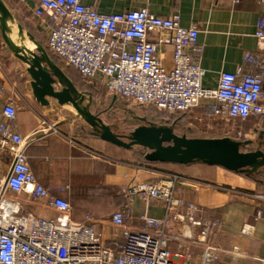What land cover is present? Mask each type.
<instances>
[{
    "label": "built area",
    "instance_id": "obj_1",
    "mask_svg": "<svg viewBox=\"0 0 264 264\" xmlns=\"http://www.w3.org/2000/svg\"><path fill=\"white\" fill-rule=\"evenodd\" d=\"M28 7L49 50L114 97L176 113L203 106L207 115L226 121L264 116V0L253 31L256 49L244 53L235 71H220L214 87L203 85L198 27L182 25L178 10L168 16L145 7L100 13L82 0H34ZM167 50L164 61L161 53ZM5 91L2 76L0 98ZM16 113L13 98L0 104V264H183L164 238L179 176L173 175L170 184H124L119 191L123 206L111 214L110 223L124 227L126 219L136 218L142 224L124 229L119 242L105 243L92 223L71 218L67 199L36 178L27 154L30 138L16 130ZM40 125L55 131L43 119ZM134 196L163 200L167 213L134 216L129 208ZM253 196L264 200V193ZM31 205L53 214L43 215ZM241 233L251 235L252 225L244 224ZM249 257L264 264V257Z\"/></svg>",
    "mask_w": 264,
    "mask_h": 264
},
{
    "label": "crops",
    "instance_id": "obj_2",
    "mask_svg": "<svg viewBox=\"0 0 264 264\" xmlns=\"http://www.w3.org/2000/svg\"><path fill=\"white\" fill-rule=\"evenodd\" d=\"M4 1L24 29L38 30L28 7L34 0ZM82 1L100 13L145 7L159 16H168L178 10L182 25L195 23L198 27L197 41L203 45L200 65L204 70L203 85L207 87L216 85L220 71H235L244 53L256 49L253 31L260 0ZM161 56L167 61L168 50ZM3 81L6 91L0 104L10 97L16 102V130L23 136H31L27 154L36 178L67 199L72 205L71 218L92 223L103 242H119L124 229L133 230L142 224L136 218L126 219L124 227L110 223L111 214L123 206L119 191L124 184L129 181L170 184L172 176L177 175L180 180L174 186L173 209L164 238L167 246L179 254V260L183 264H261L249 256L264 257V200L253 196L264 193V182L217 165L144 163L134 157L135 152L144 153L142 149L107 142L89 125L90 133L83 142L76 141L71 134L59 133L54 124L51 125L55 131H49L40 125L41 119L32 109H24L18 88L7 78L3 77ZM27 101L35 106V101L30 98ZM192 112L200 121L211 117L203 106ZM252 120L258 122L260 118L249 117L245 122ZM31 207L43 215L53 214L43 207ZM129 208L134 216L145 212L163 217L167 213L165 202L159 198L144 201L134 196ZM177 215H185V219ZM188 215L201 224L191 223ZM244 224L252 225L251 235L241 233ZM203 229L205 234H201ZM207 252L213 256L211 259L207 258Z\"/></svg>",
    "mask_w": 264,
    "mask_h": 264
},
{
    "label": "water",
    "instance_id": "obj_3",
    "mask_svg": "<svg viewBox=\"0 0 264 264\" xmlns=\"http://www.w3.org/2000/svg\"><path fill=\"white\" fill-rule=\"evenodd\" d=\"M15 27L18 33H22L21 39L13 38L12 30ZM0 37L10 53L25 64L34 99L42 106L49 104V98L60 105H71L101 139L123 148L139 146L148 161L177 164L201 162L245 175L264 171V140L254 150H243L242 147L248 145L250 140L229 136L190 137L178 134L173 124L152 122L139 124L127 134L116 132L98 113L91 111L89 97L77 89L46 48L23 30L4 0H0ZM26 40L33 43L35 48H29ZM259 137H264V130L259 132Z\"/></svg>",
    "mask_w": 264,
    "mask_h": 264
},
{
    "label": "rangeland",
    "instance_id": "obj_4",
    "mask_svg": "<svg viewBox=\"0 0 264 264\" xmlns=\"http://www.w3.org/2000/svg\"><path fill=\"white\" fill-rule=\"evenodd\" d=\"M18 23L21 26L23 25L20 21ZM23 30L28 31V29L24 28ZM33 30L35 39L44 41L42 43L44 46L46 39L37 34L35 29ZM14 35L16 37V33L12 31V36ZM25 42L30 41L26 40ZM31 44V49H34V44ZM55 62L67 73L77 89L89 97L91 111L98 113L118 133L127 134L135 126L147 122L154 124H173L178 134H186L190 137L229 136L238 140H250L251 142L248 145L242 147L243 150H254L258 147L259 132L264 130V116L259 117L260 120L258 122L253 120L246 122L226 121L213 117L200 121L195 118L196 115L192 112L196 107L187 113H176L149 105H139L120 97H114L99 85L89 83L74 68L73 70L66 66L59 59H56ZM25 67V64L10 53L0 37V72L4 78L10 81V84L18 88L24 109L27 110L30 108L35 112L37 118L43 119L49 124H54L55 129L59 133L71 134L73 138H76V141H85V135L90 133L91 129L76 114V111L71 105H60L56 100L49 98V104L42 106L34 99L30 88V78ZM29 98L30 101H35V106H31L27 101ZM134 147L135 149H142L139 146ZM255 178L260 179V174L255 175Z\"/></svg>",
    "mask_w": 264,
    "mask_h": 264
},
{
    "label": "trees",
    "instance_id": "obj_5",
    "mask_svg": "<svg viewBox=\"0 0 264 264\" xmlns=\"http://www.w3.org/2000/svg\"><path fill=\"white\" fill-rule=\"evenodd\" d=\"M27 29H28V32L35 38V36H34V28H31V27H27ZM37 31V34H39V35H41L42 37H43V35L42 34H40V32L38 31V30H36ZM36 34V35H37ZM39 35H38V37H39ZM44 38V37H43ZM39 39V38H38ZM39 41V40H38ZM41 41V40H40ZM39 41V42H40ZM44 41H41L40 43L42 44ZM44 47L46 48V50L48 51V53H49V55H50V57L54 60V61H56V59H58V57H56L50 50H49V48L47 47V45H46V42H45V45H44ZM66 66H68V65H66ZM68 67H70V68H72L73 69V67H71V66H68ZM74 70V69H73ZM77 72V71H76ZM78 73V72H77ZM67 74V73H66ZM79 74V73H78ZM80 75V74H79ZM81 76V75H80ZM149 106H151V107H155L154 105H149ZM155 108H157V107H155ZM159 109V108H158ZM134 157H136V159L138 160V161H142V162H144V163H155V164H161V165H187V164H177V163H169V162H157V161H148V160H146L145 158H144V156H143V153H137V152H135V154H134ZM192 163H201V162H192ZM192 163H188V164H192ZM201 164H205V163H201ZM205 165H208V164H205ZM260 174V179H258V180H261L262 182H264V171H261L260 173H254V174H252V175H246L247 177H249V178H252V179H255V180H257L256 178H255V175H259ZM245 175V174H244Z\"/></svg>",
    "mask_w": 264,
    "mask_h": 264
},
{
    "label": "bare ground",
    "instance_id": "obj_6",
    "mask_svg": "<svg viewBox=\"0 0 264 264\" xmlns=\"http://www.w3.org/2000/svg\"><path fill=\"white\" fill-rule=\"evenodd\" d=\"M12 31H14V33H16V37H15V35L13 36L14 39H18V38L21 39L22 38V33L21 34L18 33V28L17 27L16 28H13ZM26 44L29 46V48L32 47V44L30 42H26Z\"/></svg>",
    "mask_w": 264,
    "mask_h": 264
},
{
    "label": "flooded vegetation",
    "instance_id": "obj_7",
    "mask_svg": "<svg viewBox=\"0 0 264 264\" xmlns=\"http://www.w3.org/2000/svg\"><path fill=\"white\" fill-rule=\"evenodd\" d=\"M258 138H259V140H258V146H259V142L264 140V137L263 138L258 137Z\"/></svg>",
    "mask_w": 264,
    "mask_h": 264
}]
</instances>
